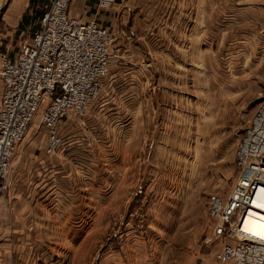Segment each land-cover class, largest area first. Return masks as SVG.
I'll use <instances>...</instances> for the list:
<instances>
[{"label":"crops","instance_id":"crops-1","mask_svg":"<svg viewBox=\"0 0 264 264\" xmlns=\"http://www.w3.org/2000/svg\"><path fill=\"white\" fill-rule=\"evenodd\" d=\"M99 1L73 0L70 12L110 28L121 55L100 97L61 121L56 152L40 117L30 125L0 194V264H85L129 191L145 201L171 187L203 135L214 155L224 129L245 131L264 100V0ZM51 2L0 0V22L30 33L16 51L0 45V66ZM253 212L244 227L264 235Z\"/></svg>","mask_w":264,"mask_h":264},{"label":"built area","instance_id":"built-area-1","mask_svg":"<svg viewBox=\"0 0 264 264\" xmlns=\"http://www.w3.org/2000/svg\"><path fill=\"white\" fill-rule=\"evenodd\" d=\"M72 2L52 0L31 42L16 57H2L0 194L10 184L16 150L36 116L48 132L47 152H56L63 145L61 121L70 112H86L100 97L110 63L121 55L111 29L72 15ZM237 165L239 175L229 190L209 198L210 241L219 247L204 264H264V236L244 227L251 212L264 215V102L242 138Z\"/></svg>","mask_w":264,"mask_h":264},{"label":"rangeland","instance_id":"rangeland-1","mask_svg":"<svg viewBox=\"0 0 264 264\" xmlns=\"http://www.w3.org/2000/svg\"><path fill=\"white\" fill-rule=\"evenodd\" d=\"M14 23L0 22V45L9 52L23 46L22 40L30 34L28 31L19 34ZM39 117L40 114L36 118ZM232 125L215 141L220 145L215 147L214 155L208 136L203 135L200 153L194 160L192 156H184L188 158H185L186 164L171 187L164 181L161 186L165 188L160 186L155 190L156 195L151 192L145 201L134 194L135 190L129 191L127 204L114 214L108 230L99 237L85 264H105L108 260L107 264L212 261L219 246L210 241L209 198L214 193L225 194L239 175L238 150L247 130L236 132V125ZM155 200L160 202L157 208H154Z\"/></svg>","mask_w":264,"mask_h":264},{"label":"bare ground","instance_id":"bare-ground-1","mask_svg":"<svg viewBox=\"0 0 264 264\" xmlns=\"http://www.w3.org/2000/svg\"><path fill=\"white\" fill-rule=\"evenodd\" d=\"M260 235H262V234H260ZM262 236H264V235H262Z\"/></svg>","mask_w":264,"mask_h":264}]
</instances>
